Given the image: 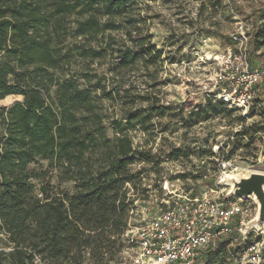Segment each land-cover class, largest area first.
<instances>
[{
	"label": "trees",
	"instance_id": "16d2710c",
	"mask_svg": "<svg viewBox=\"0 0 264 264\" xmlns=\"http://www.w3.org/2000/svg\"><path fill=\"white\" fill-rule=\"evenodd\" d=\"M135 4L0 0V102L10 96L23 99L0 106V126L5 127L0 143V236L10 246L0 258L10 264H121L135 205L128 187L141 183V172L133 167L153 162L151 150L136 146L129 131L140 127L154 136V120L166 111L159 100L137 99L124 85L125 74L137 64L157 66L162 57L134 15ZM73 14L83 17L76 21L74 36L90 43L78 48L80 56L89 62L111 58L107 75L100 77L93 69L77 77L64 75L71 64L65 43ZM119 30H124L125 40L117 48L115 38L105 34ZM261 38L256 32V51L264 44ZM103 100L118 106L121 117H110ZM207 107L201 121L229 109L217 97ZM178 157L179 150L173 151L171 158ZM36 160L48 161L61 182H74L75 193H54L46 183L47 172L31 168Z\"/></svg>",
	"mask_w": 264,
	"mask_h": 264
},
{
	"label": "rangeland",
	"instance_id": "374dc122",
	"mask_svg": "<svg viewBox=\"0 0 264 264\" xmlns=\"http://www.w3.org/2000/svg\"><path fill=\"white\" fill-rule=\"evenodd\" d=\"M135 1L133 13L141 20L144 34L152 36V42L161 50L162 57L157 66L146 68L137 64L125 74L124 85L125 88L131 87V93L137 99L146 96L159 100L166 111L163 117L154 120V136L140 127L129 131L136 146L151 150L153 161L137 163L133 167L141 172V183L128 187L135 204L131 213L133 229L153 219L164 208L163 204L170 196L167 182L192 196L223 193L222 198H226L231 191L226 178L231 173L226 175L221 172L223 162L238 169L233 175L250 170L264 172V84L260 99L249 115L230 108L225 112L219 109L210 114L208 120H200L203 117L201 111L208 109L210 100H216L215 77L220 69L219 55L227 46L235 44L232 37L237 34L240 25H244L252 40L259 32L262 35L259 43H264V0ZM82 18L77 14L70 17L71 35L65 49L70 53L71 64L64 75L77 77L90 69L100 77L107 75L111 58L89 62L79 54L80 46L90 44H84L82 37L73 34L76 21ZM122 21L117 18L118 23ZM110 34L115 38V47L124 45V30L108 31L105 35ZM92 44L95 45V42ZM251 61L264 65V44L257 51L252 46ZM79 83L87 88L83 79H79ZM22 100L10 96L1 101L0 106L8 107ZM103 105L110 117H121L118 106L113 107L105 100ZM137 106H140L139 102ZM192 123L196 124L191 126ZM108 134L114 136L110 126ZM4 135L5 127L0 126V143ZM176 150H179V157L172 159ZM31 168L47 172L46 183L54 193H75V183L61 182L57 170L48 161L36 160ZM40 184L36 182L37 192H40ZM229 201L248 205L234 196ZM124 237L126 247L119 260L121 264H130L128 253L133 245L131 237ZM242 248L235 243L209 255L205 264H235ZM1 251H10L4 235L0 236ZM37 263L43 264L38 260ZM0 264L10 263L1 257Z\"/></svg>",
	"mask_w": 264,
	"mask_h": 264
},
{
	"label": "built area",
	"instance_id": "2783aa9c",
	"mask_svg": "<svg viewBox=\"0 0 264 264\" xmlns=\"http://www.w3.org/2000/svg\"><path fill=\"white\" fill-rule=\"evenodd\" d=\"M232 38L235 44L219 55L216 97L246 115L260 99L264 65L251 61L252 38L243 24ZM220 170L226 175L231 173L228 176L238 171L227 162L221 164ZM170 185L167 182L169 200L153 219L136 229L130 219L124 235L131 237L133 245L128 253L130 264H205L209 255L235 243L243 246L235 264H264V224L247 232L259 213L254 196L236 197L248 203L242 206L230 202L229 195L222 198L223 193L192 196Z\"/></svg>",
	"mask_w": 264,
	"mask_h": 264
},
{
	"label": "water",
	"instance_id": "95a60500",
	"mask_svg": "<svg viewBox=\"0 0 264 264\" xmlns=\"http://www.w3.org/2000/svg\"><path fill=\"white\" fill-rule=\"evenodd\" d=\"M226 183L232 186L229 196L249 199L254 196L259 205L258 216L249 223L247 232L264 224V172L250 171L247 174L227 176Z\"/></svg>",
	"mask_w": 264,
	"mask_h": 264
},
{
	"label": "bare ground",
	"instance_id": "6f19581e",
	"mask_svg": "<svg viewBox=\"0 0 264 264\" xmlns=\"http://www.w3.org/2000/svg\"><path fill=\"white\" fill-rule=\"evenodd\" d=\"M230 185V184H229ZM231 188H232V186H231Z\"/></svg>",
	"mask_w": 264,
	"mask_h": 264
}]
</instances>
